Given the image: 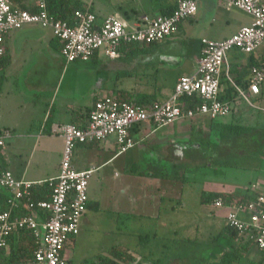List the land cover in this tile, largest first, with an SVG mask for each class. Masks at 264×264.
Wrapping results in <instances>:
<instances>
[{
	"label": "built area",
	"instance_id": "2783aa9c",
	"mask_svg": "<svg viewBox=\"0 0 264 264\" xmlns=\"http://www.w3.org/2000/svg\"><path fill=\"white\" fill-rule=\"evenodd\" d=\"M227 2L250 15L251 24L222 40L202 38L201 56L196 69L191 74L179 77L167 99L155 102L148 109L132 101L116 99L113 95L99 98L85 126L71 123L61 127L59 135L64 147L59 173L55 178L30 181L16 178L10 170H0V193L8 191L11 209L17 208L22 202L37 209V214L25 216H13L10 211L0 212V248L9 246L13 232L28 228L33 230L40 242L35 252L37 263L80 264L67 259L64 251L80 232V221L88 208L89 180L97 169L90 167L78 170L74 167L72 157L78 144L104 141L114 135L121 153L134 147L131 131L142 123L163 127L196 116H209L212 119L226 117L234 107L232 102L220 99L223 73L239 95L253 105L248 93L258 94L264 83V0ZM33 7L37 11L20 8L13 0H0V56L6 53V38L11 31L37 24L51 29L61 41V53L67 63L89 61L100 51L109 58H119L121 44L158 42L177 32L182 21L197 13L198 2L179 0L170 15L145 16L133 23L118 13L110 14L99 22L95 12L83 10H76L74 22L70 23L50 14L46 0H35ZM233 49L262 58L260 64L251 67V80L247 89L237 86L232 80L229 53ZM184 95L200 98L202 103L196 108L182 107L180 101ZM11 136L10 131L1 135L0 146L3 147L5 139ZM46 182L52 186L51 197L35 202L31 197V187ZM212 204L216 209L226 210L227 225L239 230L246 238L252 236L255 245L264 251L263 194L248 202L228 203L223 197H218Z\"/></svg>",
	"mask_w": 264,
	"mask_h": 264
},
{
	"label": "rangeland",
	"instance_id": "374dc122",
	"mask_svg": "<svg viewBox=\"0 0 264 264\" xmlns=\"http://www.w3.org/2000/svg\"><path fill=\"white\" fill-rule=\"evenodd\" d=\"M87 1L96 4L99 0ZM197 2L198 6H204L206 0H197ZM202 9L204 10V8ZM186 23L188 25V33L187 37L183 38L186 53L181 47L177 49L176 46H174L176 50L173 51L174 54L181 53V55L186 57L189 56L190 49L196 50L197 47H200L202 37L217 39V37L206 33L207 31L211 33L212 30L214 33H222L230 30V27L226 28L224 25H222V28L220 21L216 19L213 20V26L208 28L202 22ZM166 44L167 40L158 42V44L149 47L146 52L141 53L138 58H123L122 61L126 63L124 68L120 67V69H124V71L118 73L119 76L117 77V80H120V86L127 89H136L137 92L156 93L158 98H162L169 93L171 95L170 86L175 76V69L169 71L160 69L158 74L156 72L158 63H163L165 59L164 52L166 49L164 46ZM236 52L239 54L236 55V59L233 55L234 52L229 53V63L232 67H234L236 62L239 65H243L244 61L242 63V60H245L249 55ZM101 58L107 59L103 54ZM62 59L64 64L75 63H67L63 56ZM123 72L126 73L123 74ZM231 76L233 77L232 73ZM222 79L226 81L225 73H223ZM115 80L113 79L109 86L113 87L112 84L116 82ZM222 86H226V83ZM8 88L17 96L21 97L24 95L23 98L25 99H30L31 94H34V92L27 91L23 93L19 90V86H14L11 83L8 84ZM248 96L254 105H251L242 96L237 102L238 105L241 108H245V111H251L255 105L259 106L258 108L263 107V110L254 108L256 109L254 111L264 121V96L259 99L255 95L249 94ZM235 105L233 104V106ZM24 108H20V110ZM9 115L10 113H8L6 120H9ZM196 118L197 120L195 121L181 119L172 124L157 127L158 130L154 134L144 137L141 132H138L135 135L136 142L133 148L128 150L117 161L109 162L94 171L89 180L87 191L93 202L100 203V208L88 210L89 221L85 225L82 224L80 233L73 237V241L69 242L68 247L65 249V254L68 257H71L75 262H81L86 258L108 255L112 247L120 245L121 248L125 247L134 251L139 257L151 255L149 257L150 263L159 256L163 258L164 255L166 257L164 264L169 262V258H176L180 261L179 264H211L213 262L214 244H224L226 240L222 236L215 242L213 239L215 235L222 232L225 215L219 214L212 204L201 202L202 190L210 189L214 182L217 181H221L225 185L238 184L239 186L246 185L249 187L250 182H256L257 170L259 172L264 170V165L262 167L261 164H258L260 167H256V156L245 157V155H241L240 147L238 148L235 145L227 149V155L223 158L218 155V144H213L216 154L209 165L205 167L203 165L204 160L200 158L199 153L194 151L201 152L209 149L208 143L199 141L196 138V134L197 126L202 127L203 124L209 122L210 117L196 116ZM24 119H31L29 108ZM183 120H185V129L187 130L183 131L184 137L178 132L174 133L180 138L183 137V139L170 144L173 147H182L181 143L185 142L187 144L185 152L189 156L182 157L175 165L173 159L171 157L170 159L168 158L169 161L164 165L163 177L160 172L157 173L158 177L165 179L167 183L171 184L172 191L167 188L168 193L178 195L182 192L181 199L163 200L161 216L159 219L154 220L143 219L139 214L114 212L111 209V194L117 193L121 195V191L125 188L127 182H134V188L137 192L141 190L145 182L143 177H147L149 166L158 164V156L167 157L166 152L162 151L161 144L170 141L169 138L173 134V130H178L177 128H180L178 123ZM222 120L239 122L238 117L233 119L231 114L223 117ZM7 126L9 125L0 122V136L6 131H10L12 134L10 138L5 139V145L3 146L6 154L4 157L9 162L8 168L18 174L26 172L27 178H34V176L43 173L51 174L55 171L63 153V139L59 134H50L47 133V130H40V125L37 121H34V125L30 126V128L29 126H21L19 128ZM262 126H264V123ZM115 137L112 135L109 139L115 140ZM43 142L46 146L42 144ZM102 142L94 148L100 155L94 156V161H91L93 162L91 164L98 165L113 154V151H109ZM190 153L193 154L190 155ZM131 160L136 162L132 170H130V166H132ZM176 174L179 176L184 175V178H175L174 175ZM172 205H175V211L170 210ZM212 219L216 222L215 224L212 223ZM209 225L212 226L207 229ZM156 231L159 232L160 237L154 240L151 235ZM143 236H145L144 240L141 239ZM243 240H246V236L243 237ZM143 241L148 243L147 246L144 247ZM150 247L154 249L153 253H151L152 251L149 252ZM262 257H264V251L254 244L251 245L247 255L240 258L238 264H260L258 261Z\"/></svg>",
	"mask_w": 264,
	"mask_h": 264
},
{
	"label": "crops",
	"instance_id": "0c3cea01",
	"mask_svg": "<svg viewBox=\"0 0 264 264\" xmlns=\"http://www.w3.org/2000/svg\"><path fill=\"white\" fill-rule=\"evenodd\" d=\"M84 1L88 3V5H93L94 12L98 17L99 22L103 21L104 18H106L108 15L114 13H118L124 18H126V14L129 13L130 17L126 19L132 23L140 21L145 16L154 17L160 15L159 12L151 11L152 5L149 0H99L96 2V4L94 2L89 3L87 0ZM22 2L29 7H32L35 4V0H22ZM13 3L20 6L18 0H13ZM202 8H204V10ZM249 16L250 15L246 14L242 10L234 6H230L227 0H206L204 6H198L197 13L192 16V18L188 19L187 21H183L180 24L177 32L161 40L162 42H164V40H167V44L164 46L166 49L164 52L165 59L163 63H158L156 72L158 74L160 69H163L165 71L175 69V76L171 82L170 92H173L175 84L177 83L180 76L191 74L194 72L201 56L202 43L200 44V47L196 48V50L190 49L189 56L187 57L185 55H181V53H173V51L176 50L174 46H176L177 49L181 47V49L186 53V47L183 40V38L187 37L188 33V25L186 22H202L208 28L213 26V20L216 19L220 21V25L222 28V25H224L226 26V28L230 27V30H227L226 32L223 31L222 33H214L211 30V33L210 31H207L206 33L217 37V39L214 40H222L236 33L241 27L251 24L252 17ZM202 38L208 37L204 36ZM161 41L158 42L160 43ZM170 41L172 44L170 43ZM61 47V41L53 35L51 29L44 28L37 24L26 25L21 29L11 31L8 34L6 38V55L9 56L10 63L4 69L0 66L1 123L15 128H19L21 126H29L30 128V126L34 125V121H37V123H39L40 125V130H47V133L50 134H59V131L63 125L83 122L82 118L84 117L81 114L86 109H91L94 103L99 98L112 94L115 96L120 90L137 92L136 89L133 88H122L120 86V80H117V77L119 76L118 73L124 71V69H120V67L124 68V65L126 63L125 61H122L123 58H138L141 53L146 52L149 47L142 51L140 54L133 57L124 56L121 54L119 58H109L102 51H100L96 54L97 57L93 60L76 61L72 64H64V61L62 59ZM236 51L240 52L237 49H233L231 51L234 52L233 55L235 59L237 58L236 55H239ZM102 54L107 57L106 60L101 58ZM249 56L250 55H248L245 60H242V63L244 61L243 65H239L238 62H236L234 64V67L240 69L243 68V66L248 62ZM125 73L126 72H123V74ZM113 79H116V82L112 84V87L109 86V83H112ZM10 83L14 86H19V90L23 93L27 91L34 92V94H31L30 99L23 98L24 95H22L21 97L17 96L15 93H12L11 89L8 88V84ZM223 84L224 83L221 84L222 92L225 89V86H222ZM249 94L255 95L256 97H258V99L263 97L264 83H262L260 92L258 94ZM169 96L170 93L166 94L162 98H158V96H156V102L164 101ZM240 97L241 96L238 95L234 102V104L236 105L234 106V110L231 113V116L233 117V119L235 117H238L239 123L249 126V129L247 131L241 132L238 135H233L228 132H222V134H219L220 130L217 129V122L227 124L230 121H223V118H210L209 122L203 124L202 127L197 126L196 138L199 141H206L208 143L209 149L208 151H206V161L209 163L213 160V156L216 154L212 146L213 144H218V155L223 158L227 155V149L232 145H235L238 148L240 147L239 149H241V155H245V157H250V155L251 157L256 156V167H260V165L258 164H261L263 167L264 126L262 125L264 121L254 111L256 109L263 110V107L258 108L259 106L255 105L251 111H245V108H241L237 103ZM20 108L24 109L20 110ZM28 108L29 112H31L30 120L24 119ZM76 110H79L78 113H76ZM8 113H10V118L9 120H6ZM195 118L190 120H197V118ZM191 123L195 125L193 122ZM178 124L180 125V128H177L178 130H173L174 132L169 138L170 141L161 144L162 151L166 152L167 157L158 156V164H151L149 166V170L146 174L147 177H143L145 182L143 184V187H141V190L137 192L134 188V182H127V184H125V188H123L121 191V195H118L117 193L111 194V209L114 212L139 214L143 219L146 218L149 220H154L159 219L161 216L163 200L177 198L178 200L181 199L182 192L178 195L168 193L167 188L172 191L171 184L167 183L165 179L158 177L157 174L158 172H160L161 174L163 173L165 167L164 165H166L167 161H169L168 158L170 159L171 157L175 165L178 160L182 159V157L185 158L189 156V154L184 150L183 152H180L178 154L174 153L175 146H171L172 143L177 140H182L184 137L183 131L186 130L185 120L181 121V123ZM151 127H153V129H151ZM156 130H158V128L153 124L145 122L135 126L131 131V135L136 142L135 135L138 132H141L142 136L144 137L154 134ZM176 132L181 134L183 137L180 138L176 136V134H174ZM101 142L102 141H91L78 144L74 150L72 157L74 167L78 170L87 169L90 167L99 169L101 166L109 162L112 163L117 161L121 156H123L126 152H128V150L131 149L130 148L127 151L120 153L119 147L116 143V138L115 140L108 138L102 143L105 144V147L109 151H113V154L107 159L101 161V163L98 165L91 164L93 163L91 161H94L93 157L100 155L94 148L99 146ZM42 144L46 146L44 142ZM63 147L64 143L62 145V148ZM4 155H6L4 152V147L0 146V170H10L16 178L30 181H39L49 178H55L58 176L60 163L55 171L51 174L43 173L34 176V178H27L26 172H22L21 174L14 173L11 168H8L9 162L4 157ZM125 160L128 161L127 158H125ZM131 161L132 166H130L131 164L129 165L130 170L134 169L133 166L136 165V162L134 160ZM257 171L258 176L256 182H250L249 187L246 185L239 186L238 184L225 185L223 184V182L217 181L212 185V187L214 188L211 187L208 190L203 189L202 193L216 191L222 192L225 195L236 194L237 197H240L243 194L247 193L250 197H252L251 199H255L258 195H264V170H261L260 172L259 170ZM134 191L135 193H137H133ZM89 203L91 204V206L96 204V202H93L90 197ZM97 204L100 208V203L98 202ZM89 209L95 208H87L86 212L81 218L80 228H82V224L85 225L89 221V217L87 216V212ZM175 209V205H172L170 210L175 211ZM216 210L217 212H219V214L222 213L223 215H226L225 209ZM171 223L173 224V222ZM212 223L215 224L216 222H214L213 220ZM225 224L226 220L224 219V226ZM211 226L212 225L207 226V229ZM153 233L154 234L151 236L154 238V240L160 237L158 231ZM149 249V252L152 251L151 253H153L154 249H152L151 247ZM130 252H132L134 256H136V258L144 260L143 264H151L149 262V257H151V255H144L139 257L138 254H135L134 251L130 250ZM64 256L67 259L75 262L71 259V257H68L65 254V251ZM164 257L165 255L163 256V258ZM161 258L162 257L159 256L155 260H153L156 261ZM169 260L170 261L168 264L180 263V261L176 258H169Z\"/></svg>",
	"mask_w": 264,
	"mask_h": 264
},
{
	"label": "trees",
	"instance_id": "16d2710c",
	"mask_svg": "<svg viewBox=\"0 0 264 264\" xmlns=\"http://www.w3.org/2000/svg\"><path fill=\"white\" fill-rule=\"evenodd\" d=\"M47 7L50 14L55 16L58 19H62L68 21L70 23L74 22V13L76 10H83V11H91L94 12L93 5H88L84 0H46ZM20 4V8L28 9L30 11H37L36 7H29L22 2V0H18ZM152 5L151 11L159 12L160 15H170L177 7L179 0H149ZM129 13L126 14V18H129ZM192 18V17H190ZM188 18V19H190ZM183 22V21H182ZM181 22V23H182ZM180 23V24H181ZM179 24V26H180ZM158 42H151V43H137V42H130L124 43L119 46V51L124 56H136L140 54L142 51L155 45ZM202 43V40H201ZM97 54V53H96ZM96 54L90 59L93 60L97 56ZM89 60V61H90ZM260 60L262 58H255L254 55H250L248 57V62L243 66V68L232 67L230 69V73L233 74L232 80L237 85L244 89L248 88V85L251 80V67L253 64H260ZM10 63L9 56L4 55L0 56V66L4 69ZM235 74V75H234ZM226 83L225 89L220 94V99L222 101H230L234 104L237 96L239 95L237 89L233 85V83L226 79V81L221 80V84ZM113 95V94H112ZM114 98L119 100H128L137 103L145 108L153 107V104L156 102V93H145V92H128L126 90H120L118 94ZM182 103V107H190L196 108L202 103L200 98L195 96H188L184 95L180 101ZM95 104V103H94ZM94 107V105H93ZM86 109L81 115L84 118L83 122L81 123H73L79 127H83L87 124L86 119L88 120L89 113L93 109ZM234 107V106H233ZM234 108L232 109L233 112ZM79 111V110H78ZM76 110V113H78ZM86 121V122H85ZM219 134L222 132H228L233 135H238L241 132H245L249 129V126L245 124H241L239 122L230 121L227 124L222 122H217ZM134 128V127H133ZM185 151L186 149H181V152ZM195 153H199L201 159L204 160L203 165L206 167L209 165V162L206 161L207 153L206 151L198 152L197 150L194 151ZM193 152V153H194ZM191 153V154H193ZM175 178L181 177L184 178V175H174ZM52 186L49 183H43L42 185H33L30 189L32 200L35 202L38 200L49 199L51 197ZM218 197H223L226 202L232 203L233 201L239 202H248L251 200L247 193L243 194L240 197H236L234 194L225 195L222 192H203L201 195V202L202 203H213ZM9 193L8 191H2L0 193V212L3 211H10L13 216H25L30 214H37L36 207L30 208L29 204L26 205L23 202L19 204L17 208L11 209L10 204L8 203ZM88 207H92L95 209L99 208V205L96 203L95 205L91 206L88 201ZM40 214V213H39ZM42 215V213H41ZM148 236V235H147ZM224 237L225 243L220 244L218 243L215 245L214 248V259L211 264H238L240 258L247 255L250 250L251 245H254L253 237L249 236L246 240H243L244 235H241L239 230L230 225L225 224L223 227L222 232H219L217 235L213 237L214 242L219 240L220 237ZM141 239H145L143 236ZM73 241V240H71ZM70 241V242H71ZM39 240L33 233V230L28 228H23L13 232L9 238V246L6 248H0V264H35L37 263L35 260V252L39 247ZM142 244L147 246L148 243L144 241ZM69 243L67 244V246ZM166 258H161L156 261H152L151 264H164ZM169 260V259H168ZM71 261V260H70ZM170 261V260H169ZM73 262V261H71ZM264 262V257H262L258 263L262 264ZM166 262L165 264H168ZM80 264H143L142 259L136 258L132 252L128 248H121L120 245L118 247H112L108 252V255H99L93 258H86L80 262Z\"/></svg>",
	"mask_w": 264,
	"mask_h": 264
},
{
	"label": "flooded vegetation",
	"instance_id": "af4514ba",
	"mask_svg": "<svg viewBox=\"0 0 264 264\" xmlns=\"http://www.w3.org/2000/svg\"><path fill=\"white\" fill-rule=\"evenodd\" d=\"M186 143L184 142V143H182V147H175L174 148V153H176V154H178V153H180L181 152V149H186L185 147H186Z\"/></svg>",
	"mask_w": 264,
	"mask_h": 264
}]
</instances>
